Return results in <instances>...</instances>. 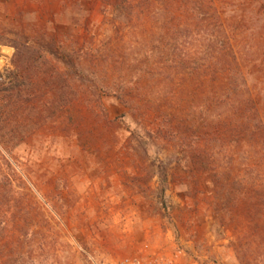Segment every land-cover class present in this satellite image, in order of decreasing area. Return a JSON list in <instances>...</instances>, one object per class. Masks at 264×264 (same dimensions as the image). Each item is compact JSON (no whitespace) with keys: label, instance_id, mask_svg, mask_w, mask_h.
Listing matches in <instances>:
<instances>
[{"label":"trees","instance_id":"1","mask_svg":"<svg viewBox=\"0 0 264 264\" xmlns=\"http://www.w3.org/2000/svg\"><path fill=\"white\" fill-rule=\"evenodd\" d=\"M100 1L119 22L144 16V115L158 120L146 136L178 149L177 164L209 182L214 210L244 227L243 245L264 251V102L253 94L264 56V28L253 17L264 16V0ZM110 43L104 56L15 47L13 70L0 72V150L11 158L30 130L50 125L76 131L78 146L98 153L112 123L102 97L131 108L142 96L141 71L132 74L125 55L113 61ZM2 159L11 172L0 169V264H20L27 231H13L16 167ZM161 164L153 176L165 181Z\"/></svg>","mask_w":264,"mask_h":264},{"label":"rangeland","instance_id":"2","mask_svg":"<svg viewBox=\"0 0 264 264\" xmlns=\"http://www.w3.org/2000/svg\"><path fill=\"white\" fill-rule=\"evenodd\" d=\"M253 21L257 30L264 28L260 13ZM109 42L113 61L125 55L130 72L141 71L142 96L131 108L112 94L102 97L112 123L98 140V153L83 151L76 131L65 135L50 125L30 130L11 158L0 150V169L11 172L2 156L16 167L13 231H27L19 241L26 254L19 263L118 264L139 257L264 264L263 250L243 245L244 227L214 210L209 182L193 179L184 161L177 164L172 144L145 134L158 120L144 115V16L119 22L100 0H0L1 73L13 70L15 47L27 54L55 44L60 51L104 56ZM256 67L253 94L264 102V56ZM159 162L165 181L153 176Z\"/></svg>","mask_w":264,"mask_h":264},{"label":"built area","instance_id":"3","mask_svg":"<svg viewBox=\"0 0 264 264\" xmlns=\"http://www.w3.org/2000/svg\"><path fill=\"white\" fill-rule=\"evenodd\" d=\"M118 264H176V263L173 260L155 259L152 261H146L144 260V258L130 257L123 259Z\"/></svg>","mask_w":264,"mask_h":264},{"label":"bare ground","instance_id":"4","mask_svg":"<svg viewBox=\"0 0 264 264\" xmlns=\"http://www.w3.org/2000/svg\"><path fill=\"white\" fill-rule=\"evenodd\" d=\"M2 64H3V62H2V60L0 59V67L2 66Z\"/></svg>","mask_w":264,"mask_h":264}]
</instances>
